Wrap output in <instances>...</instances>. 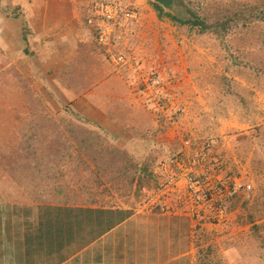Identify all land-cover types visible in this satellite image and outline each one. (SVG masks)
Wrapping results in <instances>:
<instances>
[{"label": "rangeland", "instance_id": "374dc122", "mask_svg": "<svg viewBox=\"0 0 264 264\" xmlns=\"http://www.w3.org/2000/svg\"><path fill=\"white\" fill-rule=\"evenodd\" d=\"M92 1L74 2L77 32L86 37L76 33L74 40L68 32L59 42L70 49L67 64L59 65L54 53L48 63L27 56L22 63L39 59L42 69L29 78L16 64L0 63L1 178L16 173L17 192L45 191L60 200L78 190L85 201L97 195L138 209L157 199L153 177L162 178L157 169L167 156L212 139L211 162L218 163L211 175L250 183V197H233L217 220L206 212L209 222L196 219L197 226L228 235L233 264H264V0H183L204 29L158 17L153 0H116L135 12L110 47L126 58L120 64L86 24ZM5 5L1 12L17 19L20 7ZM16 27L2 28L11 42ZM6 44L10 57L12 43ZM83 110L90 121L80 118ZM134 160L154 176L137 182ZM160 200L150 205L161 207ZM218 243L211 245L221 264Z\"/></svg>", "mask_w": 264, "mask_h": 264}, {"label": "crops", "instance_id": "0c3cea01", "mask_svg": "<svg viewBox=\"0 0 264 264\" xmlns=\"http://www.w3.org/2000/svg\"><path fill=\"white\" fill-rule=\"evenodd\" d=\"M7 1L20 8L13 20L0 9V63L16 64L29 78L42 69L39 59L32 66L22 63L27 56H45L42 63H48L54 53L59 65L63 60L67 64L70 49L59 42L65 43L68 32L74 40L78 33L75 0H0V4L4 7ZM10 23L17 24L13 42L2 29ZM85 33L81 30L79 38L83 35L84 40ZM7 41L12 43L10 57ZM80 113L87 117L84 110ZM4 154L1 150L0 160ZM4 174L0 168V264H219L211 245L214 239L222 249L217 256L221 264H233L226 255L228 235L214 236L185 214L150 204L134 209L131 203H104L97 195L85 201L78 190L60 200L46 197L45 191L38 194L20 188L17 192L12 178L16 173L8 172V181L1 178Z\"/></svg>", "mask_w": 264, "mask_h": 264}, {"label": "built area", "instance_id": "2783aa9c", "mask_svg": "<svg viewBox=\"0 0 264 264\" xmlns=\"http://www.w3.org/2000/svg\"><path fill=\"white\" fill-rule=\"evenodd\" d=\"M134 13L116 0H93L88 9L86 24L92 30L96 43L105 49L115 64L124 63L126 58L121 53L111 52L110 47L115 41L122 40ZM154 82L159 84L161 79L156 77ZM215 145L216 141L208 139L199 149L188 154L176 151L158 165L162 178H159L160 185L155 195L161 199L164 211L179 212L206 223L209 222L208 217L204 219L206 212H213V219L217 220L225 203L233 197H250V183L240 184L236 177L211 175L218 163L211 162ZM150 199L157 200L154 196ZM155 201L149 204H155Z\"/></svg>", "mask_w": 264, "mask_h": 264}, {"label": "trees", "instance_id": "16d2710c", "mask_svg": "<svg viewBox=\"0 0 264 264\" xmlns=\"http://www.w3.org/2000/svg\"><path fill=\"white\" fill-rule=\"evenodd\" d=\"M153 7L158 17L160 18L167 17L171 21H173L175 24L191 26V27H198L200 29L206 28V23L204 19L200 15H198L196 11L187 7V5L183 2V0H174L172 8L169 10L164 9L159 3H156V2H153ZM80 118L83 119V121L85 120L90 121L89 118L84 117V116H80ZM174 153H171L170 155ZM167 157L165 158V160L167 159ZM133 167H134V174H135L134 176L136 177L137 182L142 183L143 179L146 176H150V177L154 176L153 173L149 174L147 172L145 165H142V163L136 160L133 161ZM153 183L157 186L160 185L159 180H156L155 176L153 177Z\"/></svg>", "mask_w": 264, "mask_h": 264}, {"label": "water", "instance_id": "95a60500", "mask_svg": "<svg viewBox=\"0 0 264 264\" xmlns=\"http://www.w3.org/2000/svg\"><path fill=\"white\" fill-rule=\"evenodd\" d=\"M156 3H159L164 9H171L174 0H153Z\"/></svg>", "mask_w": 264, "mask_h": 264}, {"label": "clouds", "instance_id": "9594fccd", "mask_svg": "<svg viewBox=\"0 0 264 264\" xmlns=\"http://www.w3.org/2000/svg\"><path fill=\"white\" fill-rule=\"evenodd\" d=\"M87 17V16H86ZM85 21H86V19H85ZM91 32V31H90Z\"/></svg>", "mask_w": 264, "mask_h": 264}]
</instances>
